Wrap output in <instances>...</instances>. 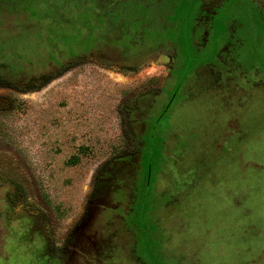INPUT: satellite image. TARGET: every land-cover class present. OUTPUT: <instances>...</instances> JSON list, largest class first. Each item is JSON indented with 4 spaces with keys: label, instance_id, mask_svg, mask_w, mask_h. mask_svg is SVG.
I'll return each mask as SVG.
<instances>
[{
    "label": "rangeland",
    "instance_id": "rangeland-1",
    "mask_svg": "<svg viewBox=\"0 0 264 264\" xmlns=\"http://www.w3.org/2000/svg\"><path fill=\"white\" fill-rule=\"evenodd\" d=\"M0 75V264H264V0H0Z\"/></svg>",
    "mask_w": 264,
    "mask_h": 264
},
{
    "label": "flooded vegetation",
    "instance_id": "flooded-vegetation-1",
    "mask_svg": "<svg viewBox=\"0 0 264 264\" xmlns=\"http://www.w3.org/2000/svg\"><path fill=\"white\" fill-rule=\"evenodd\" d=\"M201 4H204V3H201ZM199 21H201V20H199ZM198 26H196V28H197ZM192 34V32L190 33V35ZM177 44V43H176ZM176 44H174V46L173 45H171V46H173L172 48V50H171V61L173 62V61H176V59L174 58V52H175V54H176V49L178 48V45H176ZM178 52V51H177ZM177 55H178V53H177ZM176 55V56H177ZM178 57H179V55H178ZM205 60H201V62H204ZM199 62V61H198ZM197 62V63H198ZM206 63H208L207 61H205ZM173 64V63H172ZM103 243V242H102Z\"/></svg>",
    "mask_w": 264,
    "mask_h": 264
},
{
    "label": "trees",
    "instance_id": "trees-1",
    "mask_svg": "<svg viewBox=\"0 0 264 264\" xmlns=\"http://www.w3.org/2000/svg\"><path fill=\"white\" fill-rule=\"evenodd\" d=\"M14 3L13 1H11V4ZM13 81L11 78H8V77H5V76H2L0 75V84H4V85H7V86H10L12 85Z\"/></svg>",
    "mask_w": 264,
    "mask_h": 264
}]
</instances>
